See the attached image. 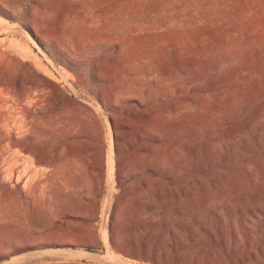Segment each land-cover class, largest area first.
<instances>
[{
    "label": "rangeland",
    "instance_id": "obj_1",
    "mask_svg": "<svg viewBox=\"0 0 264 264\" xmlns=\"http://www.w3.org/2000/svg\"><path fill=\"white\" fill-rule=\"evenodd\" d=\"M0 264H264V0H0Z\"/></svg>",
    "mask_w": 264,
    "mask_h": 264
},
{
    "label": "bare ground",
    "instance_id": "obj_2",
    "mask_svg": "<svg viewBox=\"0 0 264 264\" xmlns=\"http://www.w3.org/2000/svg\"><path fill=\"white\" fill-rule=\"evenodd\" d=\"M19 260V259H18ZM21 260V259H20Z\"/></svg>",
    "mask_w": 264,
    "mask_h": 264
}]
</instances>
